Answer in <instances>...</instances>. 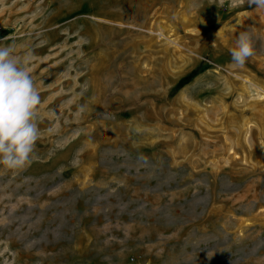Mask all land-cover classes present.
<instances>
[{"label":"rangeland","instance_id":"374dc122","mask_svg":"<svg viewBox=\"0 0 264 264\" xmlns=\"http://www.w3.org/2000/svg\"><path fill=\"white\" fill-rule=\"evenodd\" d=\"M8 45L41 104L30 163L0 166V264H264V11L0 0Z\"/></svg>","mask_w":264,"mask_h":264},{"label":"clouds","instance_id":"9594fccd","mask_svg":"<svg viewBox=\"0 0 264 264\" xmlns=\"http://www.w3.org/2000/svg\"><path fill=\"white\" fill-rule=\"evenodd\" d=\"M256 11H264V0H237ZM14 45L0 46V166L22 169L39 139L36 117L40 93L30 74L31 52L17 56ZM254 55L252 39L241 32L230 50L231 66L243 68Z\"/></svg>","mask_w":264,"mask_h":264}]
</instances>
